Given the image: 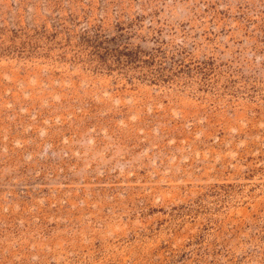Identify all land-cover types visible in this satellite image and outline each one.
<instances>
[{
	"label": "rangeland",
	"instance_id": "rangeland-1",
	"mask_svg": "<svg viewBox=\"0 0 264 264\" xmlns=\"http://www.w3.org/2000/svg\"><path fill=\"white\" fill-rule=\"evenodd\" d=\"M0 264H264V0H0Z\"/></svg>",
	"mask_w": 264,
	"mask_h": 264
}]
</instances>
